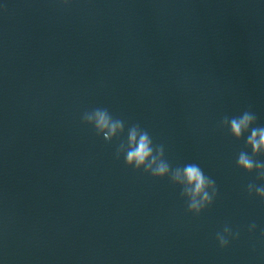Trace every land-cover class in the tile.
<instances>
[{"label": "clouds", "instance_id": "obj_1", "mask_svg": "<svg viewBox=\"0 0 264 264\" xmlns=\"http://www.w3.org/2000/svg\"><path fill=\"white\" fill-rule=\"evenodd\" d=\"M67 7L71 0H59ZM81 122L92 127L98 136H102L106 142L118 140L124 136L126 122L114 117L107 108L96 107L85 111L81 115ZM257 122L256 114L249 110L243 111L238 116L225 115L219 126L227 128L229 134L235 139L245 138V147L249 151L242 150L238 153L237 167L246 173H255L256 178L262 183L254 182L247 185L249 196L253 194L264 203V160L257 157L264 156V126H254ZM123 155L127 167L135 171L143 170L145 174L154 179L167 178L173 185L180 187V196L187 202V212L199 216L210 207L219 194L216 181L205 175L203 169L196 163L173 167L165 158L163 144L154 145L151 135L146 129L137 124L127 126L125 140H120L116 147L115 157L119 159ZM256 224L249 225V231L254 232ZM239 231H233L229 225H225L222 231L216 233V241L221 249L227 248L231 240L239 239Z\"/></svg>", "mask_w": 264, "mask_h": 264}]
</instances>
